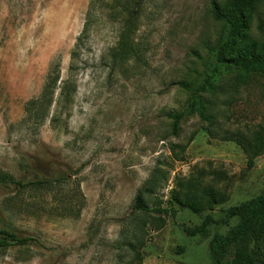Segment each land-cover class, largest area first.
<instances>
[{"label": "rangeland", "instance_id": "obj_1", "mask_svg": "<svg viewBox=\"0 0 264 264\" xmlns=\"http://www.w3.org/2000/svg\"><path fill=\"white\" fill-rule=\"evenodd\" d=\"M91 1L0 0V169L48 187L0 185V229L36 241L0 249V264H211L214 235L237 223L226 211L264 191V154L249 167L241 148L224 140L264 135L263 77L242 78L215 60L225 26L211 5L226 0H143L129 9L130 52L119 62L113 53L128 12L89 9ZM244 34L264 38V0ZM54 64L48 116L38 129L18 125ZM213 72L216 94H202L213 101L211 119L203 121L188 112L190 93L180 83ZM180 112L173 135L168 114ZM194 169L216 173L226 201L201 213L173 201L177 179ZM138 196L175 214L134 211ZM67 203L78 205L76 217L64 216ZM207 218L205 231L192 234Z\"/></svg>", "mask_w": 264, "mask_h": 264}, {"label": "trees", "instance_id": "obj_2", "mask_svg": "<svg viewBox=\"0 0 264 264\" xmlns=\"http://www.w3.org/2000/svg\"><path fill=\"white\" fill-rule=\"evenodd\" d=\"M262 0H226L223 5L212 3L211 10L213 18L222 22L225 26L224 34L214 50L215 60L218 64L230 67L234 71H239L242 78L247 74H257L263 77L264 81V38L253 40L244 34L245 29L256 12L258 5ZM143 0H92L89 9H93L96 3L100 7L113 9L119 15V9L128 12L127 17L123 20L125 33L119 37L117 47L113 56L119 62L124 60L129 54V33L134 30L131 14L129 9H139ZM136 13V12H135ZM88 28V20L85 22L82 34H85ZM81 34V35H82ZM81 36H79V39ZM238 47V52L232 58H226L225 55ZM75 51L71 53V63L69 70H73V61ZM217 75L213 72L197 80V82H181L180 87L188 91V112H196L203 121H210V106L213 101L205 100L202 94L208 93L214 95L217 89L215 78ZM58 81V66H51V70L46 77L41 93L27 102L23 106V116L17 123L18 125L38 129L48 116V110L54 102V92ZM66 83V82H65ZM63 83L60 96L66 99V84ZM184 113L168 114L173 120L172 134L177 135L180 128V120ZM225 141L236 143L245 154L247 166H253L254 160L264 154V135L259 131L249 136L246 134H236L225 136ZM185 146L173 145L172 149H182ZM195 170V171H194ZM188 177L177 179L176 187L172 192L173 201L179 206L188 208L195 213H201L205 210L212 209L214 205L223 203L227 199L226 191L218 188V176L216 173H208L204 169H194ZM66 180L61 178L59 183L63 184ZM0 185L13 186L17 192L26 190H40L47 187L46 181H24L16 179L13 175L0 169ZM52 183L49 185L51 186ZM156 186V179L152 178L149 186L145 189L146 194H150ZM67 203L65 206L69 210L66 217H76L74 206ZM134 211L141 213L154 212L161 215H174L172 207L161 208L158 206L150 207L141 196H138L134 203ZM237 218V223L232 226L226 234H215L210 243L211 264H264V191L259 195L240 203L237 206L230 207L226 211L225 219ZM210 220V219H209ZM212 220H210L211 222ZM209 224L208 218L203 224L192 231V234L204 232ZM36 242L30 237H19L14 232L0 229V249L10 246H24Z\"/></svg>", "mask_w": 264, "mask_h": 264}]
</instances>
